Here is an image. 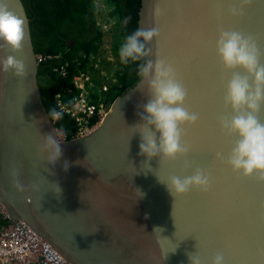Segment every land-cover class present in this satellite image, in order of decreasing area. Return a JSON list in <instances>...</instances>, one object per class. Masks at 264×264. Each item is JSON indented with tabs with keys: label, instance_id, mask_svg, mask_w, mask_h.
I'll list each match as a JSON object with an SVG mask.
<instances>
[{
	"label": "water",
	"instance_id": "water-1",
	"mask_svg": "<svg viewBox=\"0 0 264 264\" xmlns=\"http://www.w3.org/2000/svg\"><path fill=\"white\" fill-rule=\"evenodd\" d=\"M236 2L141 0L137 29L159 30L146 59L159 56L175 67L188 90L186 106L199 114L184 129L192 168L185 171L179 158L161 164L154 158L149 168L139 156L140 137L131 126L148 98L138 80L89 136L60 137L62 157L53 175L38 155L41 135L54 134L56 127L38 86L30 21L22 1L10 0V9L24 21L25 38L19 52L5 50L0 59L13 55L23 61L27 76L0 73V205L8 223H24L67 264H189L190 253L211 264L218 252L226 264H264V185L234 175L216 159L217 153L227 156L234 143L218 124L226 114L227 82L215 55L218 30L253 36L264 55V0H252L242 16L232 17L228 9ZM157 7L163 15L155 14ZM13 168L23 191L13 186ZM196 168L211 175V189L193 190L174 203L157 176L183 178ZM156 227L163 231L152 233Z\"/></svg>",
	"mask_w": 264,
	"mask_h": 264
},
{
	"label": "clouds",
	"instance_id": "clouds-1",
	"mask_svg": "<svg viewBox=\"0 0 264 264\" xmlns=\"http://www.w3.org/2000/svg\"><path fill=\"white\" fill-rule=\"evenodd\" d=\"M9 2L10 0H0V52L10 50L17 53L25 38L24 21L10 9ZM251 2L252 0H237L228 9V14L232 17L242 16ZM155 14L163 15V9L157 7ZM123 23L126 26L128 19ZM158 38L159 30L156 27L139 28L128 35L118 49L122 65L138 63L137 75L143 85V90H138L148 98L140 106L138 122L131 128L135 130L134 135L138 134L140 137L138 154L147 158L145 164L149 168L148 161L154 158H158L160 164L175 162L179 158L186 171L193 165L187 159L191 149L184 142V129L185 126L195 125L199 114L186 106L188 90L175 67L159 56L154 60L146 59L152 55L148 45ZM215 55L227 81L222 101L226 114L219 118L218 124L221 133L234 140L227 156L217 153L216 159L234 175L253 180L257 185H264V118L261 116L264 111V55L253 36L224 28L218 30ZM0 73H11L19 79L27 76L25 64L13 55L0 59ZM63 115V110L53 108L49 111L48 118L56 124ZM60 136L61 133L54 128V134L41 135L38 142V155L50 166L45 171L53 175V168L62 157L60 145L63 141ZM68 166L65 162V171ZM10 175L17 191H23L18 170L13 168ZM157 180L166 187L174 203L177 198L184 197L193 190L206 193L212 187L211 175L200 168L183 178L171 176L165 181L157 176ZM52 191L57 196L61 193L58 184H54ZM136 191L141 196L139 190ZM96 231L98 226L94 232ZM162 231L163 229L156 227L152 233ZM188 260L189 264H206L197 253L188 254ZM211 264H226L224 254L218 252L212 257Z\"/></svg>",
	"mask_w": 264,
	"mask_h": 264
},
{
	"label": "trees",
	"instance_id": "trees-1",
	"mask_svg": "<svg viewBox=\"0 0 264 264\" xmlns=\"http://www.w3.org/2000/svg\"><path fill=\"white\" fill-rule=\"evenodd\" d=\"M30 21L31 38L35 53L53 59L38 64L37 81L47 113L56 109L55 96L68 100L74 93L71 84L74 75L92 65L101 54L104 32L97 25L93 0H21ZM109 5L108 14L114 20L111 28V50L115 58L106 100L113 101L139 80L138 63L122 65L118 49L126 37L137 30L141 0H103ZM128 19L125 26L123 21ZM108 24V22H107ZM116 32V33H115ZM67 63V77L62 78L53 70ZM106 64V63H104ZM106 101V102H107ZM105 102V103H106ZM67 139L74 132L73 123L63 117L55 124ZM8 221L0 216V227Z\"/></svg>",
	"mask_w": 264,
	"mask_h": 264
},
{
	"label": "built area",
	"instance_id": "built-area-1",
	"mask_svg": "<svg viewBox=\"0 0 264 264\" xmlns=\"http://www.w3.org/2000/svg\"><path fill=\"white\" fill-rule=\"evenodd\" d=\"M103 50L110 51V58H107V61L111 67L115 66L111 47L107 46L105 42L101 54H103ZM51 59L53 58L37 56L38 64ZM107 61L106 57H103V61L88 65V68H84L74 75L71 82L74 93L68 100L59 94L55 96L56 110H63V117L73 123L74 132L71 139L89 136L104 120L106 96L109 91V82L112 81V76L108 80L103 75L104 63ZM67 67L68 64L65 63L53 71L65 78L67 77ZM62 139L65 140L63 137ZM0 216L7 221L8 218L1 205ZM0 264L67 263L41 238L30 231L24 223L17 222L0 227Z\"/></svg>",
	"mask_w": 264,
	"mask_h": 264
},
{
	"label": "rangeland",
	"instance_id": "rangeland-1",
	"mask_svg": "<svg viewBox=\"0 0 264 264\" xmlns=\"http://www.w3.org/2000/svg\"><path fill=\"white\" fill-rule=\"evenodd\" d=\"M93 5L95 8V12H96L95 13L96 22L98 23V26L101 27L102 31L105 34L104 42L106 43L107 46L111 47L112 34H111L110 29L113 28L114 20L108 16V14L111 12L110 7L103 0H93ZM107 22H108V24H107ZM102 52H103V54H101L100 56L97 57L94 64L98 63L99 57H100V61H103V57H106V61H107V58L108 59L110 58L109 57L110 51L107 52L106 50L105 51L103 50ZM111 53H112V51H111ZM114 61H115V59H114ZM104 68L105 69L103 71V75H104V77L108 78V80H109V77H111L112 74L108 73V70H109V62L108 61L106 62Z\"/></svg>",
	"mask_w": 264,
	"mask_h": 264
},
{
	"label": "bare ground",
	"instance_id": "bare-ground-1",
	"mask_svg": "<svg viewBox=\"0 0 264 264\" xmlns=\"http://www.w3.org/2000/svg\"><path fill=\"white\" fill-rule=\"evenodd\" d=\"M98 61H100V57H99V60ZM114 67L115 66H112L111 67V69H114ZM114 101L115 100H113V101H111V100H109V101H107L106 103H105V113H109V112H111L113 109H112V107H113V103H114ZM60 132V131H59ZM61 133V132H60ZM61 138L63 137V138H65V140H69V139H67L66 138V136L63 134V133H61V136H60ZM17 223V222H16Z\"/></svg>",
	"mask_w": 264,
	"mask_h": 264
}]
</instances>
